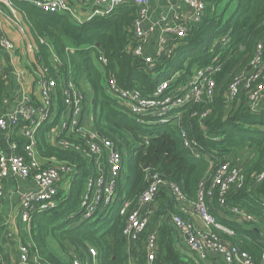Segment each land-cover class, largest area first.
Returning <instances> with one entry per match:
<instances>
[{
  "label": "trees",
  "instance_id": "obj_1",
  "mask_svg": "<svg viewBox=\"0 0 264 264\" xmlns=\"http://www.w3.org/2000/svg\"><path fill=\"white\" fill-rule=\"evenodd\" d=\"M204 2L206 12L202 21L192 23L188 36L176 40L172 52L160 57L153 69L128 52L136 44L133 23L138 9L133 1L81 24L73 23L65 15L42 12L26 2L14 3L36 44L35 58L39 66L46 68L48 76L59 86L68 81L82 91L83 85L88 86L86 106L92 110L93 126L100 136L114 143L122 157L113 205L84 220L81 198L86 181L93 173V160L50 144L48 132L56 120L47 121L37 129L35 139L40 157L69 163L74 172L67 184L68 191L59 190L52 206L31 217L27 244L35 264H72L74 259L92 264L90 247L97 252V264H129L123 235L125 218L120 217L119 210L124 200L137 202L147 187L148 174L158 172L176 183L188 200L194 201L199 183L226 160L242 168L245 175L241 188L233 189L228 195L227 205L243 209L260 221L245 222L214 202L208 206L209 213L235 234L227 237L214 232L246 252L254 264H264L261 227L264 181L260 184L254 181L264 171V108L252 114L245 99L233 104L224 100L229 79L248 69L256 46L264 43V0ZM224 37L225 43L220 41ZM99 54L107 60V77H113L123 88L139 89L144 97L151 96L155 86L171 74L183 73L177 84L184 83L194 67L217 60L219 71L213 75L216 84L213 102L187 104L179 122L188 137L197 143L201 155L194 157L184 148L177 119L165 124H138L123 112L106 93L105 78L94 62ZM5 81L0 73V117L6 111L4 100L9 98ZM56 100L60 107L59 97ZM209 109L212 112L202 123L191 117L194 112ZM17 131L19 128L11 132V140L17 145L15 152L22 154L24 140ZM164 196L168 195L160 194V198ZM173 211L172 214L184 217L176 209ZM164 212V208L157 211L158 220ZM161 226L156 264H208L198 262L186 247L177 244L172 225L162 223ZM151 230L148 226L147 231ZM138 264H147L144 252L140 253Z\"/></svg>",
  "mask_w": 264,
  "mask_h": 264
},
{
  "label": "built area",
  "instance_id": "obj_2",
  "mask_svg": "<svg viewBox=\"0 0 264 264\" xmlns=\"http://www.w3.org/2000/svg\"><path fill=\"white\" fill-rule=\"evenodd\" d=\"M126 1H133L138 9L137 18L133 23V38L136 44L129 48L128 52L140 58L149 69L155 67L160 57L172 52L176 46L175 41L184 40L189 34L190 25L201 22L206 12V3L203 0H184L190 10V16L185 17L182 13L174 12V24L159 28L155 54L148 56L145 53L147 34L153 32L160 22L167 20L166 16L160 15V22L147 24L150 21V0H92L91 12L85 19L80 17L69 0H0V52L12 55L16 50L14 43L4 33V20L20 35L26 36L28 25L23 15L14 8L15 2H26L42 12L65 15L73 23L81 24L95 16L112 12ZM220 41L225 43L226 38ZM94 62L105 78L106 93L123 112L132 116L138 124H165L174 118L177 119L184 148L194 157L201 155L197 143L188 137L179 122L187 104L213 102L216 87L213 75L219 71L217 60L203 67H194L184 83L177 84L180 72L171 74L159 82L152 95L147 97H144L139 89L123 88L113 77H107V60L103 54L95 57ZM34 85L35 89L31 93L16 94L13 98L4 100L6 111L0 117V131L11 134L19 128L18 136H21L24 142L21 147L22 154L15 152L17 145L13 141L10 143L9 153L0 149V203L4 196L6 179L32 181L35 189L18 195V217L29 230L32 215L52 206L58 191L64 190L62 185L64 182L68 184L70 175L74 172L73 166L40 157L35 139V133L42 124L56 120L57 123L48 132L50 144L91 159L94 163L91 171L93 173L86 181L81 198L82 218L89 220L110 208L116 200V179L122 172L121 154L110 139L98 134L92 117L86 116V94L74 82H64L59 86L54 78L48 76V70L40 66ZM58 97L60 107L55 103ZM242 98L252 114L259 113L264 108V43L256 46L248 69L229 79L224 92L225 102L233 104ZM211 112L212 109L201 113L194 112L191 117L202 123ZM145 144H148L146 140ZM147 180V187L137 202L124 200L119 210L120 217L125 218L123 235L127 250L139 247L146 255L147 264H156L159 252L158 230L147 229L154 215L156 202L160 194L165 193L175 204L184 209L191 208L201 221L202 226H198L180 215L172 214L170 218L173 229L184 238L185 246L198 262L214 264L209 259L217 258L222 264H254L246 252H242L214 232L216 230L227 237H233L235 234L208 211V206L215 202L220 209H225L245 222L260 221L243 209L227 205L228 195L233 189H240L245 180L242 168L234 166L230 160L223 161L199 183L194 201L188 200L176 183L166 180L158 172L148 174ZM254 181L256 184L263 182L264 171L256 175ZM261 227L264 231V224ZM88 252L94 262L97 257L96 250L90 247ZM31 263L35 264L36 259L31 257L30 245L21 243L18 264ZM0 264H7L1 253ZM72 264H83V261L74 259Z\"/></svg>",
  "mask_w": 264,
  "mask_h": 264
},
{
  "label": "crops",
  "instance_id": "obj_3",
  "mask_svg": "<svg viewBox=\"0 0 264 264\" xmlns=\"http://www.w3.org/2000/svg\"><path fill=\"white\" fill-rule=\"evenodd\" d=\"M69 1L76 8L82 19H85L90 14L92 0ZM174 12L176 14L182 13L185 17L190 16V10L184 0L149 1L148 18L150 21L147 24L160 22V15L166 16L167 20L160 22L153 32L147 34L145 53L148 56L155 54L159 28L169 27L174 24L172 21ZM3 27L4 33L14 43L16 48L15 53L12 55L4 51L0 52V73L6 79L5 85L8 96L13 98L16 94L31 93L35 89L34 79L40 66L35 58L37 47L31 36L29 27L26 28V36L20 35L6 20H4ZM10 139L11 134L9 132L0 131V149L5 153L10 152V143L12 141ZM34 189L35 186L32 181H22L13 178H8L4 181V196L0 203V253L7 264L19 263V246L21 243H28L30 240V230H27L18 217L20 213L18 195ZM167 197L160 198L159 196L156 204L160 206V209L164 208L168 216L175 213L173 209H176L177 212H180L184 216V219L191 220L196 225L202 226L201 221L191 208L184 209V207L175 204L169 196ZM171 207L173 208L172 210ZM158 222L165 223L167 221H164V217H161ZM176 235V238H178L177 244L186 247L184 238L177 231ZM141 250L139 247L135 250L126 249L129 264H138L140 253H142ZM209 260L214 264L220 263L217 258H210ZM83 264L89 263L88 261H84ZM92 264H97L96 259Z\"/></svg>",
  "mask_w": 264,
  "mask_h": 264
},
{
  "label": "rangeland",
  "instance_id": "obj_4",
  "mask_svg": "<svg viewBox=\"0 0 264 264\" xmlns=\"http://www.w3.org/2000/svg\"><path fill=\"white\" fill-rule=\"evenodd\" d=\"M181 77H183V73H182ZM104 85H105V80H104ZM83 88H84V92H85L86 96L88 97V94H89V88H88V86L87 85H83ZM86 116L87 117H90V118L92 117V110L89 107H87ZM64 183H67V182H64ZM64 183L62 185V189H64V192H66V191H68V189H67V185L64 184ZM160 210H161L160 209V206L156 204L155 205V208H154V215L152 216V218L150 220L149 229H156V230H159L160 229L159 227L162 225V223H159L158 222L159 221L158 220L159 217H157L158 214H156L157 211L159 212ZM161 217H164V221H167V222H165V224L171 226V224H170L171 222L169 223L170 218H171V215L168 216V214L166 212H164ZM53 246L55 247V245H53Z\"/></svg>",
  "mask_w": 264,
  "mask_h": 264
}]
</instances>
